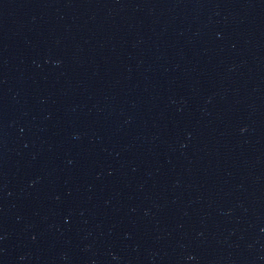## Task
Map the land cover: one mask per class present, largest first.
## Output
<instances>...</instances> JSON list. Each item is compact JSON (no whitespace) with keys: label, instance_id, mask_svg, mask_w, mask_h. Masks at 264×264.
<instances>
[{"label":"water","instance_id":"water-1","mask_svg":"<svg viewBox=\"0 0 264 264\" xmlns=\"http://www.w3.org/2000/svg\"><path fill=\"white\" fill-rule=\"evenodd\" d=\"M0 264H264V0H0Z\"/></svg>","mask_w":264,"mask_h":264}]
</instances>
